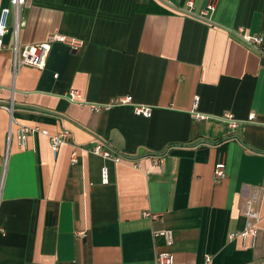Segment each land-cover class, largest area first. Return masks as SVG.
<instances>
[{"label": "crops", "instance_id": "1", "mask_svg": "<svg viewBox=\"0 0 264 264\" xmlns=\"http://www.w3.org/2000/svg\"><path fill=\"white\" fill-rule=\"evenodd\" d=\"M19 22L16 34L10 15L0 55V264H157L162 251L172 264H264V0H26ZM51 37L66 42L51 43L44 68L15 69V47L20 58ZM72 90L87 103L132 96L153 114L94 113ZM197 98L208 119L193 118ZM97 140L128 160L94 155ZM254 194L258 237L231 240Z\"/></svg>", "mask_w": 264, "mask_h": 264}, {"label": "built area", "instance_id": "2", "mask_svg": "<svg viewBox=\"0 0 264 264\" xmlns=\"http://www.w3.org/2000/svg\"><path fill=\"white\" fill-rule=\"evenodd\" d=\"M166 1V0H163ZM26 5V0H10V6L3 8L0 13V55L6 49V44L4 42V37L9 32V17L11 14H14L17 17V24L15 32L18 34L20 29V22L19 19L21 17L22 11L24 6ZM187 7L189 9L194 8V2L189 1L187 3ZM215 9V3L211 2L206 11L201 12V15H208ZM245 42L253 49L261 51V46L263 44V38L261 36H251L245 35L244 36ZM54 41L66 42L65 38L62 37H51L46 43L37 44V45H28L26 46L21 53V57L17 56V48L15 52V59H14V67L15 69L19 65L23 66H31L38 69H42L45 67V63L48 57V54L51 49V43ZM68 99L72 103H77L83 106H88L90 110L94 113H100L103 111H109L113 108L117 107H131L136 115L150 118L152 117L154 108L147 105H139L135 104L133 101L132 96H126L114 99L108 103H87L80 99V93L76 90L70 91L68 94ZM198 107V98L195 101L194 108L192 110V116L195 119L205 120L209 117L207 115H202L196 111ZM221 120L229 124L231 129H235L238 127L239 121H237L234 116L229 113L225 112L221 117ZM256 116L251 114L248 117V122H254ZM31 129L27 127H23L19 132V139L23 146L27 143V137L31 133ZM71 137V133L69 131H65L59 135L52 136L50 138V145L51 148L56 154L63 143L68 141ZM90 152L94 155H98L103 157L104 159H109L114 163H120L123 161H127L128 159L123 157L122 155L115 153L104 141L97 140L95 144L90 148ZM72 158L75 161L76 153L72 154ZM157 163L161 164V160L156 159ZM137 166V165H136ZM226 178V163L222 160L218 161L215 165L214 171V179L217 183H221ZM102 182L103 184H109L110 182V174L109 169L104 168L102 170ZM258 199V195L254 194L253 197L248 200L247 206L243 211V215L246 219L245 229L242 232H236L230 235L231 240L234 239H242L246 244L248 240H251L253 243L256 241L259 228L257 226L258 222L261 220L260 213L254 208V202ZM144 217H149L151 219L158 218L157 215H152L149 212L143 213ZM156 238H162L164 241V245L166 247H171L175 241L174 232L171 230H161L155 233ZM157 264H172V255L169 251H162L157 254L156 258ZM211 258H207V262H210Z\"/></svg>", "mask_w": 264, "mask_h": 264}]
</instances>
